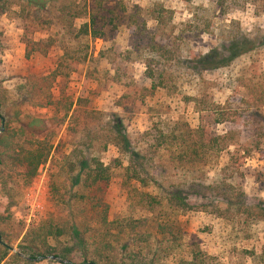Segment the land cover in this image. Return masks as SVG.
I'll list each match as a JSON object with an SVG mask.
<instances>
[{"label":"trees","instance_id":"1","mask_svg":"<svg viewBox=\"0 0 264 264\" xmlns=\"http://www.w3.org/2000/svg\"><path fill=\"white\" fill-rule=\"evenodd\" d=\"M251 2L264 12V0ZM155 11L156 18L144 19L138 6L123 0H0V18L19 24L25 59L47 64L43 71L19 77L24 83L7 95L0 92V225L40 167L58 164L48 177L56 213L32 226L13 255L0 231V264H37L46 256L69 264H218L190 241L181 216L210 209L218 219L231 221L237 219L231 210L239 207L250 211L249 217H263L242 200L240 169L254 156L264 160V125L257 130L259 140H251L236 122H264V82L242 83L251 98L237 108L207 100L209 85L202 77L230 68L242 56L250 58L264 49V39L248 38L238 22H230L218 47L184 59L166 42L169 36L155 30L167 10ZM149 21L155 23L153 32ZM122 27L134 46L119 52L104 48L95 56L93 43L114 40ZM2 43L0 30V53ZM135 65L142 67L140 75ZM192 74L197 81L188 94L182 79ZM174 94L179 104L210 114L213 125L223 127L221 133L191 127L183 118L156 116V123L136 132L137 138L129 135L125 119L142 112L158 115L160 106H151L154 98ZM102 96L111 111L96 107ZM109 147L127 163L119 176L131 187L132 215L129 211L119 219H110L106 200L116 174L99 158ZM167 171L173 180L166 178Z\"/></svg>","mask_w":264,"mask_h":264},{"label":"rangeland","instance_id":"2","mask_svg":"<svg viewBox=\"0 0 264 264\" xmlns=\"http://www.w3.org/2000/svg\"><path fill=\"white\" fill-rule=\"evenodd\" d=\"M123 1L128 6H138L144 19L156 18L158 12L155 9L164 8L167 10L160 13L159 26L155 29V23L149 21L148 29L151 32L156 30L158 34L162 32L165 36H169L166 42L170 47L178 49L184 59L197 54H205L210 49L218 47L221 43L220 36L224 35L227 30H231L226 27L230 22H238L239 31L244 36L251 39L255 37L264 39V12L258 13L251 0ZM231 4L234 6L231 7ZM0 30L3 32L0 53V92L7 95L6 92H10L16 84L24 83V80L19 77L43 71L47 64L40 59H35L33 62L25 59L24 46L20 42L21 30L18 22L8 16H3L0 18ZM92 46L96 56L104 48H113L119 52L132 48L134 43L129 36L128 29L122 27L114 40L108 42L96 40ZM142 49L145 50V48ZM144 50L138 53L140 58L144 56ZM137 56L136 53H133L132 58L135 59ZM134 68L136 74L140 75L142 67L135 65ZM202 78L205 84L209 85L207 100L223 105L234 104L237 108L244 107L251 95H247L242 83L256 84L258 80L264 82V49L260 47L253 55L251 54L250 58L249 55L240 57L226 70L214 74L204 73ZM182 80L181 88L189 94L197 79L192 74ZM238 83L241 88L237 87L236 92H233L231 88H235ZM213 85L216 86L213 87ZM175 96L176 94L154 98L151 106L154 107L155 103L160 106L161 112L158 115L155 111L150 113L146 111L147 114L142 112L130 120L125 119L129 135L132 138H137L136 132H142L146 126L156 123V116H161L163 120L164 118L166 120L183 118L191 127L201 125L209 131L218 129L220 132L223 130V127L216 128L213 125L210 114L197 113L191 104L184 105L182 102L179 104ZM180 97L182 98V96ZM96 107L106 112L111 111V105L106 102L104 96L96 102ZM4 112L10 115L11 109L5 107ZM261 112L264 115V109ZM230 125L233 126V124ZM261 125H264V122L259 118L251 119V121L241 118L237 119L236 129H247L248 134L244 131L246 136H252L251 140L254 138L259 140L261 135L257 130ZM260 141L262 142L264 139L261 138ZM99 158L105 166L110 167L112 173L116 174L106 196L110 219H119L123 215L128 217L129 211L132 215L133 204L130 203L129 195H127L131 193V187L123 184L122 178L119 176L127 163L113 147H109L105 153L100 154ZM225 160L226 156L222 158L221 165L226 162ZM56 168H58V164L54 166L50 161L40 167L36 178L19 196L18 204L9 211L8 220L0 225L4 240L11 246L10 255L19 253L18 245L32 226L38 224L49 214L56 213L58 208L51 199L48 187V177L55 172ZM149 171L152 173L151 169ZM240 172L242 173L240 177L244 204L257 207L255 212L260 210L264 217V160H259L257 156L249 158L241 167ZM165 176L168 180H173L171 172L167 171ZM219 180L216 181V184ZM121 206H123L122 209H120ZM3 209L4 207L1 205L0 212ZM208 211H189L181 216L190 241H196L208 257L214 260V263L264 264L263 217L254 219L249 217L250 211L245 212L244 208L236 207L231 212L237 216V219L226 221L210 214V209ZM49 257L51 256H46V259L37 264H63L57 260H51Z\"/></svg>","mask_w":264,"mask_h":264},{"label":"water","instance_id":"3","mask_svg":"<svg viewBox=\"0 0 264 264\" xmlns=\"http://www.w3.org/2000/svg\"><path fill=\"white\" fill-rule=\"evenodd\" d=\"M51 260H57L58 262H61V263H63V264H69V262H67V261H62V260H60V259H58L57 257H54V256H51V257H49ZM88 264H92V263H88Z\"/></svg>","mask_w":264,"mask_h":264}]
</instances>
